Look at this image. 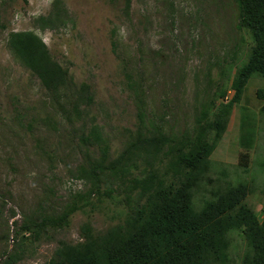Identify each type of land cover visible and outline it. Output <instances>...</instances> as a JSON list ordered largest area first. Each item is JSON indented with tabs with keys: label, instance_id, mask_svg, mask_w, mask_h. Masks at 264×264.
Listing matches in <instances>:
<instances>
[{
	"label": "rangeland",
	"instance_id": "1",
	"mask_svg": "<svg viewBox=\"0 0 264 264\" xmlns=\"http://www.w3.org/2000/svg\"><path fill=\"white\" fill-rule=\"evenodd\" d=\"M54 1L60 2L66 25L40 31L35 19L50 14ZM126 6L127 0H0V264H48L61 243L81 240L84 224L103 233L123 222L126 195L117 190L114 198L96 196L93 207L73 214L63 228L48 227L39 239L21 230L24 220L54 217L74 195L89 191L79 170L89 167L90 156L98 158L99 150L83 145V133L98 127L109 143L111 160L124 151L128 130L142 124L141 103L147 107L145 123L163 115L164 133L182 136L215 94L231 85L218 63L233 53V38L238 37L234 0H131L129 14ZM30 30L68 72V94H76L71 103L83 85L90 87L92 104L83 103L82 115L71 116L74 124L61 114L53 93L8 47L11 32ZM247 50L240 49L236 64L247 60ZM125 61L129 63L124 66ZM254 78L244 100L233 107L227 130L211 155L233 176L246 165L241 157L246 150L239 146L241 108L246 105L258 120L249 167L264 162V120L259 113L264 99L258 95L264 79ZM134 80H143L138 86L143 94L129 87ZM232 96L220 98L219 104ZM111 185L118 189L116 182ZM246 202L262 221L264 195L256 191ZM243 251L234 250V258ZM15 254L19 261L8 263Z\"/></svg>",
	"mask_w": 264,
	"mask_h": 264
},
{
	"label": "trees",
	"instance_id": "2",
	"mask_svg": "<svg viewBox=\"0 0 264 264\" xmlns=\"http://www.w3.org/2000/svg\"><path fill=\"white\" fill-rule=\"evenodd\" d=\"M234 2L239 10L238 30L249 33L250 38L240 36L234 53L219 63L223 65L221 76L231 85L215 94L210 106L201 109L194 125L182 136L164 133L163 115L156 122L150 119L145 123L144 103L140 104L142 124L135 131L128 130L124 151L117 158L108 159L109 143L98 127L82 134L83 145L99 150L98 158L90 156L89 167L79 170L90 190L54 217L24 220L21 230L38 239L48 227L63 228L76 211L93 207L96 196L114 198L117 190L126 195L128 207L120 213L123 222L103 233L84 224L82 239L62 243L57 257L48 264H264V219L261 221L246 202L256 191L264 195V162L249 167L248 153L258 123L249 110L252 107L241 108L239 146L246 150L241 156L246 165L240 174H229L226 165L211 158L227 130L233 107L244 100L249 78L259 75L264 79V0ZM59 3L54 1L50 14L35 19L37 28L52 30L64 23ZM130 3L127 0L126 14ZM7 44L13 56L53 93L54 102L62 106L61 114L74 124L71 116L82 115L83 103L92 104L90 87L83 85L71 103L76 94H68L72 93L68 72L50 57L46 44L34 32H11ZM243 47L248 48V58L238 65ZM142 81L129 85L136 95L143 94L138 90ZM230 87L235 91L232 99L219 104ZM258 92L264 99V89ZM259 113L264 120V104ZM258 166L263 172L255 171ZM114 182L118 189L111 185ZM102 185L107 186L104 191ZM237 249H244L243 255L234 258Z\"/></svg>",
	"mask_w": 264,
	"mask_h": 264
},
{
	"label": "clouds",
	"instance_id": "3",
	"mask_svg": "<svg viewBox=\"0 0 264 264\" xmlns=\"http://www.w3.org/2000/svg\"><path fill=\"white\" fill-rule=\"evenodd\" d=\"M64 25H66V24L63 23L62 25H58V26H64ZM238 25H239V23H238ZM238 25L234 27V33H235V34H238V37H237L236 39L233 38V40H234L233 45H234L235 41L238 42V39L240 38V36H245V37H246V35H247V34H244L243 32H240V31L238 30ZM37 29H39L40 31H44V30L40 29L39 27H38ZM45 30H47V29H45ZM17 32H19V31H17ZM20 32H34V33H35V31H32V30H30V31H20ZM35 34H36V33H35ZM248 34H249V33H248ZM37 35H38V34H37ZM249 35H250V34H249ZM38 36H39V35H38ZM39 37H40V36H39ZM40 38H41V37H40ZM41 39H42V38H41ZM42 41H43V39H42ZM43 42H44V41H43ZM44 43H45V42H44ZM45 44H46V43H45ZM46 46H48V45L46 44ZM235 50H236V48H235V46H234V48H233V53H234ZM230 54L232 55V53H230ZM230 54H228V57H229ZM227 59H228V58H227ZM227 59H226V60H227ZM226 60H224L223 63H225ZM232 60H233V58H232ZM219 63H221V62H219ZM219 63H218V67H219V66L222 67L223 65H221V64H219ZM223 63H222V64H223ZM233 72H235V70H233ZM254 77H256V78H262V76L254 75V76H252L251 78H249L248 81L250 82L252 79H255ZM230 83H231V82H230ZM232 92H233V95H234L235 91H234L231 87L228 88V89H227V93L225 94L224 97H222V100H226V99L228 98V95L231 94ZM232 97H233V96H232ZM231 99H232V98H231ZM231 99H229V100H231ZM227 101H228V100H227ZM224 102H225V101H224ZM81 177H82L83 179H85L83 176H81ZM85 180H86V179H85ZM86 181H87V180H86ZM88 185H89V187H90L89 182H88ZM89 190H90V189H89ZM86 193H87V192H86ZM78 195H82V193H77L76 195H74V196H73V201L71 202V204L74 202L75 197H77ZM71 204H70V205H71ZM80 211H81V210H80ZM77 212H79V211H76L75 213H77ZM75 213H74V214H75ZM57 228H59V227H57ZM45 232H46V231H45ZM45 232H43L42 234H44ZM27 233H30V232H26V231H25V234H27ZM42 234H41V235H42ZM31 235H32V234H31ZM41 235H40V237H41ZM32 236H33V235H32ZM40 237H39V238H40ZM39 238H38V239H39ZM33 239L36 240L37 238H35V237L33 236ZM81 239H82V238H81ZM61 244H62V243H61ZM61 244H60V246H61ZM72 244H73V243H72ZM60 246H59L58 249L56 250V252H55L54 256L52 257V259H54L55 257H57V254H58V251H59ZM10 257H11V256H10ZM10 257H9V258H10ZM18 259H19V256H18L17 254H15V255H13V256L10 258V260L8 261V263H9V262H17V261H19ZM52 259H51V260H52ZM51 260H50V261H51ZM50 261H49V262H50Z\"/></svg>",
	"mask_w": 264,
	"mask_h": 264
}]
</instances>
